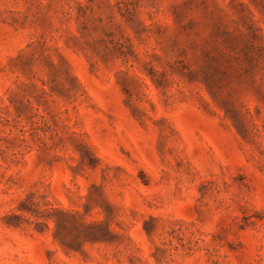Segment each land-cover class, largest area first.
Here are the masks:
<instances>
[{
	"label": "rangeland",
	"instance_id": "374dc122",
	"mask_svg": "<svg viewBox=\"0 0 264 264\" xmlns=\"http://www.w3.org/2000/svg\"><path fill=\"white\" fill-rule=\"evenodd\" d=\"M0 264H264V0H0Z\"/></svg>",
	"mask_w": 264,
	"mask_h": 264
}]
</instances>
